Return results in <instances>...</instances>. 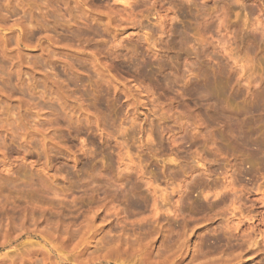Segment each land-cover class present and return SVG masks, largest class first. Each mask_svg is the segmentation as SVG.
I'll list each match as a JSON object with an SVG mask.
<instances>
[{"label":"rangeland","instance_id":"rangeland-1","mask_svg":"<svg viewBox=\"0 0 264 264\" xmlns=\"http://www.w3.org/2000/svg\"><path fill=\"white\" fill-rule=\"evenodd\" d=\"M0 264H264V0H0Z\"/></svg>","mask_w":264,"mask_h":264}]
</instances>
